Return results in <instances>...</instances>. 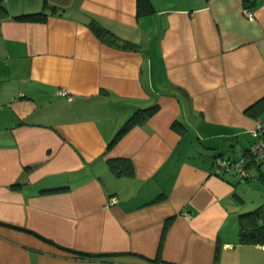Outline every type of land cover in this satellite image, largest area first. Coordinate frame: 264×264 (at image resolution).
I'll list each match as a JSON object with an SVG mask.
<instances>
[{
  "label": "crops",
  "instance_id": "obj_1",
  "mask_svg": "<svg viewBox=\"0 0 264 264\" xmlns=\"http://www.w3.org/2000/svg\"><path fill=\"white\" fill-rule=\"evenodd\" d=\"M148 1L0 0V264H264L237 224L264 205V161L248 185L213 171L253 141L264 0ZM92 20L138 49L105 43ZM119 157L132 176L112 172Z\"/></svg>",
  "mask_w": 264,
  "mask_h": 264
},
{
  "label": "trees",
  "instance_id": "obj_2",
  "mask_svg": "<svg viewBox=\"0 0 264 264\" xmlns=\"http://www.w3.org/2000/svg\"><path fill=\"white\" fill-rule=\"evenodd\" d=\"M144 1L146 3H149L148 0H138V3ZM1 7L3 11L6 10L3 5H1ZM149 10H152L151 6ZM138 12H140L139 9ZM46 17H47V13L42 10L38 12H29V13H22L19 15H15L13 16V19L19 21L42 22L46 19ZM89 27L98 38H100L102 41H104L107 44L115 45L122 49H130V50H137L139 47V45L136 43L124 39H119L116 35H114L112 32L104 28L96 21L93 20L90 21ZM158 108L159 106L157 104H153L151 106L139 108L135 110L134 113L127 118V120L118 130V132L116 133L114 138L110 141V143H108L107 148L111 147L118 139L121 138L123 134H125L133 126L143 125L151 116H153L158 111ZM244 112L254 117L255 119H260L261 121H264V118L261 117V114L264 113V97L260 98L252 105L247 107ZM172 127L175 128L176 130H180L181 128H184V125L178 121H174L172 123ZM254 141L255 138L253 137V141L250 143L249 147L245 149L242 155L238 158L223 157V156L221 157L219 155H216L213 159V166L216 167L215 160L218 157H220L221 159L226 158L231 163H235L243 158L246 159L251 158L252 156L250 157L251 154L249 153V149ZM250 162H253L252 158ZM260 164L261 163L254 165L255 175L251 178H247L242 182H248L254 179L258 174L257 171H259ZM109 166L112 172L116 176H124V175L132 176L134 173L133 163L128 158L119 157V158L110 159ZM229 174L235 176V178L239 182L241 181L236 176L235 171L232 170L230 171L228 170V172L223 171L222 173L218 174V176L225 178V176ZM259 176H262V174H259ZM237 224H238V235L240 242L244 244H264V205L257 206L252 210L239 213L237 215ZM164 231H165V226L163 229V233ZM79 254H84L86 256H93L92 254H86V253H79Z\"/></svg>",
  "mask_w": 264,
  "mask_h": 264
},
{
  "label": "built area",
  "instance_id": "obj_3",
  "mask_svg": "<svg viewBox=\"0 0 264 264\" xmlns=\"http://www.w3.org/2000/svg\"><path fill=\"white\" fill-rule=\"evenodd\" d=\"M244 14L249 18L252 17L248 11H244ZM59 94L63 97H66L67 99H71L69 93L63 88L59 90ZM250 133L255 138V141L251 144L249 149V153L251 154L250 157L252 156L251 158L253 159V162H250L251 158H243L235 163H231L226 158L221 159L218 157L215 160V174L218 175L223 171L228 172V170H232L235 171L236 176L241 181H244L247 178H251L255 175L254 165L264 161V121L255 119V125L250 130ZM116 202L117 199L114 196H111L107 199L104 206L107 207L109 205L115 204Z\"/></svg>",
  "mask_w": 264,
  "mask_h": 264
},
{
  "label": "rangeland",
  "instance_id": "obj_4",
  "mask_svg": "<svg viewBox=\"0 0 264 264\" xmlns=\"http://www.w3.org/2000/svg\"><path fill=\"white\" fill-rule=\"evenodd\" d=\"M190 135H191V140H193L192 145L195 147V149H197V150L198 149H202V150H205L206 149L207 150V148L204 149V145H206L207 142H203L204 145H201L200 142H199V140L196 138V135H193V133H190ZM228 142L229 141H226L225 144L228 145L229 144ZM222 144H224V142H222ZM250 182H254V181L250 180ZM250 182H248V183H250ZM238 184L248 185V184H244V182H242V181H240ZM246 206L247 207H245V208H252V206L249 203H247Z\"/></svg>",
  "mask_w": 264,
  "mask_h": 264
}]
</instances>
